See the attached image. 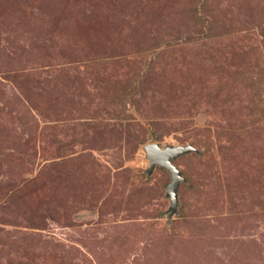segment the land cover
I'll list each match as a JSON object with an SVG mask.
<instances>
[{"label": "rangeland", "instance_id": "1", "mask_svg": "<svg viewBox=\"0 0 264 264\" xmlns=\"http://www.w3.org/2000/svg\"><path fill=\"white\" fill-rule=\"evenodd\" d=\"M0 264H264V0H0Z\"/></svg>", "mask_w": 264, "mask_h": 264}, {"label": "water", "instance_id": "2", "mask_svg": "<svg viewBox=\"0 0 264 264\" xmlns=\"http://www.w3.org/2000/svg\"><path fill=\"white\" fill-rule=\"evenodd\" d=\"M149 160L148 172L150 173L155 165L167 169L170 174V181L166 185V194L170 200L169 209L174 211L178 204V183L184 180L180 169L174 164L173 159L178 156L197 149L192 144H177L161 146L158 142H149L143 146Z\"/></svg>", "mask_w": 264, "mask_h": 264}, {"label": "trees", "instance_id": "3", "mask_svg": "<svg viewBox=\"0 0 264 264\" xmlns=\"http://www.w3.org/2000/svg\"><path fill=\"white\" fill-rule=\"evenodd\" d=\"M158 166H160V165H158ZM160 167H162V166H160ZM164 168V167H163ZM167 170V169H166Z\"/></svg>", "mask_w": 264, "mask_h": 264}]
</instances>
